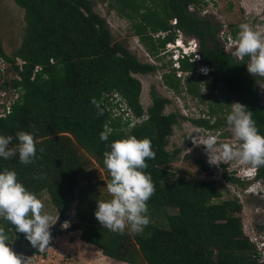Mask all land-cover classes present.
I'll return each instance as SVG.
<instances>
[{
    "label": "trees",
    "instance_id": "16d2710c",
    "mask_svg": "<svg viewBox=\"0 0 264 264\" xmlns=\"http://www.w3.org/2000/svg\"><path fill=\"white\" fill-rule=\"evenodd\" d=\"M23 11L24 29L21 42L10 56L0 57L10 63L19 80L10 85L18 91L11 112L0 119V135L33 133L37 143L34 164L19 162L18 154L9 160L0 158V172L14 170L19 182L38 197L45 193L57 212L64 216L75 204V221L65 233L80 232L78 240L96 247L101 254L123 264H258L255 247L245 237L237 199H222V191L214 180H184L168 169L179 149L166 147L181 116L165 113L168 99L155 94L144 110L140 104L141 83L134 75L152 73L154 66L140 63L134 55L112 40L105 20L93 11L91 0H12ZM117 14L130 22L136 37L152 55L159 54L167 42L175 38V28L198 43L200 64L209 69L208 76H194L196 63L179 61L181 72L187 73L186 91L193 97L194 77L197 82L210 79L220 83L235 99L253 113L260 134L264 135V110L259 105L256 87L258 76L247 71L248 57L237 60L225 53L217 39L219 23L188 11L201 10L205 0H110ZM169 31L163 38L151 34ZM238 29L230 31L236 41ZM23 61L21 68L16 60ZM52 61V62H51ZM40 70L34 73L35 67ZM163 83L178 88L180 79L163 75ZM4 82L0 88H6ZM123 103L126 118L112 117V96ZM93 98L100 104L98 114ZM116 106V105H115ZM143 119L134 125L128 116ZM214 129L208 120L193 121ZM110 129L108 141L100 133ZM135 136L149 139L156 157L146 161L155 184V195L148 202L150 223L141 233H114L103 229L95 217L98 200L110 195L93 192L89 183L80 185L92 160L111 177L104 165V152L117 140ZM43 147L44 152L39 149ZM200 162V161H198ZM209 166V165H208ZM201 168L207 167L201 163ZM229 183H238L223 174ZM41 177V178H37ZM264 180V167L257 169ZM87 180V177H86ZM84 181V180H83ZM80 185V187H79ZM0 227L8 233L9 246L15 228L0 219ZM38 255L44 253L36 251Z\"/></svg>",
    "mask_w": 264,
    "mask_h": 264
},
{
    "label": "rangeland",
    "instance_id": "374dc122",
    "mask_svg": "<svg viewBox=\"0 0 264 264\" xmlns=\"http://www.w3.org/2000/svg\"><path fill=\"white\" fill-rule=\"evenodd\" d=\"M91 1L93 3V11L105 20L113 42L122 45L140 63L155 67L152 73L134 75L141 83L140 104L142 109L145 110L150 105L151 95L155 94L158 97L168 99L169 102L165 106V113H175L181 116L179 127H174L166 147V150L170 153L176 149H179L180 153L168 166V169L184 180L215 179L214 181L217 182L222 191V199H237L239 201L241 205L239 217L241 218L244 235H252L253 232L256 236H263L264 192L261 181L250 180L229 183L222 176L226 174L228 177L235 178L234 174H237L239 169L242 167L250 168L251 166L240 165L235 162L221 163L219 166L210 165L204 146H195L193 144V139L197 135L205 138L216 136L218 143L221 144L239 143L235 141L226 123L227 115L231 111V105L238 103L234 95L226 91L220 83L214 84L210 79L197 82L196 77H194V89L198 93L193 97L186 91L185 81L187 73L181 72V78H178L177 71L172 68L170 57L164 54L163 51L157 55H152L146 45L134 35L130 22L120 17L116 10L110 6V0ZM192 8V13H197L199 17L207 18L222 26L217 32V39L222 50L227 54H231L235 59L237 57L233 55V52L236 46L225 51L220 33L230 36V31L240 30L241 24H248L253 30L264 32V0H205V5L202 6L200 11L197 8ZM24 26L23 11L12 0H0V41L6 55L10 56L20 45ZM188 39L191 38L183 35L184 41ZM7 74H11V71L8 70ZM164 74L175 75L177 79H180L178 88L172 89L164 84ZM258 77L259 80L256 82V87L260 95L261 105L264 108V77ZM112 99V117L123 116V118H126L129 113L124 112L122 114V110L125 109L123 103L113 96ZM128 117L130 120L132 119L130 115ZM143 119H139V121L141 122ZM197 120H208L211 125L216 123L217 127L212 130L202 128L193 122ZM201 163L207 167V171L202 170ZM82 179L84 181L80 179V185L89 183L93 192L109 195L106 189V173L97 166L94 160H92V164ZM249 188L253 190L251 194L246 193ZM38 198L45 204V211L57 217L58 221L50 229L53 238L49 247L43 252L44 256L38 255L35 251H38V249L33 248L31 244H24L25 237L23 234L14 232V242L11 244V248H17L19 241L22 239L21 249H29L30 252L31 250L32 252L35 251V253H30L28 256L31 259V264H123L104 257L96 247L79 241L80 232L65 233V230L75 221L76 202L69 206L66 214L62 217L52 206L49 197L45 193L40 194ZM62 223L67 225L61 226Z\"/></svg>",
    "mask_w": 264,
    "mask_h": 264
},
{
    "label": "clouds",
    "instance_id": "9594fccd",
    "mask_svg": "<svg viewBox=\"0 0 264 264\" xmlns=\"http://www.w3.org/2000/svg\"><path fill=\"white\" fill-rule=\"evenodd\" d=\"M233 55L241 59L248 57V73L264 77V32L241 24ZM192 56L191 52L186 59ZM92 103L102 115L95 98ZM226 123L238 144L218 143L216 136L205 138L197 135L193 139L195 146H204L208 163L219 166L235 162L250 165L251 170L264 167V135L260 134L253 113L246 106L233 103ZM109 135L110 129L105 126L100 140L108 141ZM15 139L18 144L12 147L14 137L0 135V158L9 160L18 154L21 164H34L40 158L34 134L19 131ZM110 149L104 152V165L111 177L106 187L111 199L97 201L95 217L103 229L114 233L122 235L126 230L141 233L150 223L148 202L156 191L151 174L145 172L149 167L146 161L155 159L156 153L149 139L141 140L135 136L112 142ZM44 151L43 147L39 149L40 153ZM0 219L14 226L15 232L23 234L41 253L49 247L52 238L50 229L58 221L57 217L45 211L43 201L19 182L17 173L8 169L0 172ZM9 240L8 233L0 227V264H31V259L12 250Z\"/></svg>",
    "mask_w": 264,
    "mask_h": 264
},
{
    "label": "built area",
    "instance_id": "2783aa9c",
    "mask_svg": "<svg viewBox=\"0 0 264 264\" xmlns=\"http://www.w3.org/2000/svg\"><path fill=\"white\" fill-rule=\"evenodd\" d=\"M193 6H190L189 11L193 12ZM204 14V12H202ZM176 20L171 21V26L173 27L172 31L174 32L175 38L173 41L167 42L162 50L164 54L170 57L172 62V68L177 71V77L181 78V71L179 69V61L182 59H186L188 54L191 52L193 56L188 59L190 63H196V70L194 72V76L202 75L207 77L209 73V69L207 66L200 64V54L198 50V43L195 39H188L187 41L183 40V34L177 28H175ZM169 34V31L159 32L157 34L150 35L154 38H163ZM220 37L224 43V49L229 50L236 46L235 41L230 36H225L223 33H220ZM234 43V45H232ZM237 59H241L238 58ZM52 62V61H51ZM24 64L23 61L19 59L16 60L15 66L21 68ZM8 70L11 71V74H7ZM40 67H35L34 73L39 71ZM11 80H19L18 74L13 69V66L10 63H7L0 57V86L6 82L8 86L6 88H0V119L5 118L11 112V105L18 98V91L13 89L10 85ZM10 90V91H8ZM116 97V95H114ZM131 117V116H130ZM132 118V117H131ZM139 119H131V126L139 123ZM235 178L239 180V182H245L250 180H257L256 170H251V167H242L239 169L237 174H234ZM213 178V177H212ZM201 180H215L210 178H202ZM259 180H257L258 182ZM253 192L252 188H249L246 193L251 194ZM248 241L255 247V260L258 264H264V235L256 236L253 232L252 235H245Z\"/></svg>",
    "mask_w": 264,
    "mask_h": 264
},
{
    "label": "water",
    "instance_id": "95a60500",
    "mask_svg": "<svg viewBox=\"0 0 264 264\" xmlns=\"http://www.w3.org/2000/svg\"><path fill=\"white\" fill-rule=\"evenodd\" d=\"M226 53V52H225ZM257 92H258V90H257ZM258 97H259V105H260V107L264 110V108L262 107V105H261V102H260V95H259V92H258ZM63 217V216H62ZM64 225V223H62L61 224V226H63ZM52 238H53V236H52ZM51 238V239H52ZM14 242V241H13ZM12 242V243H13ZM21 242H22V239L19 241V243H18V245H17V248H12V250L17 254V255H21V256H24V257H26V258H28V256L30 255V253H35V251H37V250H35V251H33L32 252V250H31V252H30V250L29 249H21ZM24 244H26V245H29L30 244V242L29 241H27L26 239H24ZM19 247V248H18ZM28 248V247H27Z\"/></svg>",
    "mask_w": 264,
    "mask_h": 264
},
{
    "label": "flooded vegetation",
    "instance_id": "af4514ba",
    "mask_svg": "<svg viewBox=\"0 0 264 264\" xmlns=\"http://www.w3.org/2000/svg\"><path fill=\"white\" fill-rule=\"evenodd\" d=\"M241 60V59H240ZM239 103V102H238ZM256 174H257V170H256ZM257 180H260L262 185H263V192H264V180L260 179V178H257ZM264 234V233H263Z\"/></svg>",
    "mask_w": 264,
    "mask_h": 264
},
{
    "label": "crops",
    "instance_id": "0c3cea01",
    "mask_svg": "<svg viewBox=\"0 0 264 264\" xmlns=\"http://www.w3.org/2000/svg\"><path fill=\"white\" fill-rule=\"evenodd\" d=\"M87 245H89V244H87Z\"/></svg>",
    "mask_w": 264,
    "mask_h": 264
}]
</instances>
